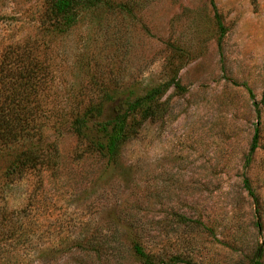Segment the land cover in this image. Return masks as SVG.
<instances>
[{"label":"rangeland","instance_id":"obj_1","mask_svg":"<svg viewBox=\"0 0 264 264\" xmlns=\"http://www.w3.org/2000/svg\"><path fill=\"white\" fill-rule=\"evenodd\" d=\"M210 1L103 0L55 24L47 0H0V59L19 45L9 65L47 73L23 104L56 151L0 178V264H144L134 243L153 264H253L258 246L264 264V0ZM161 83L113 158L93 146L97 109Z\"/></svg>","mask_w":264,"mask_h":264},{"label":"trees","instance_id":"obj_2","mask_svg":"<svg viewBox=\"0 0 264 264\" xmlns=\"http://www.w3.org/2000/svg\"><path fill=\"white\" fill-rule=\"evenodd\" d=\"M102 1L47 0V10L51 22L68 24L77 11L98 5ZM210 4L214 9L212 0ZM214 17L220 25L216 13ZM7 57L3 55L0 59V178L5 179L8 184L28 169L48 166L50 153L55 154L56 151L53 145L45 143L41 138L43 121L41 123L39 118L43 115V110L23 104L45 83L47 73H23V68L9 65L10 59L15 63H23V52L19 45H16ZM165 86L163 83L155 85L131 100L123 102L117 99L106 109H97L95 117L99 118L97 123L102 126L104 133L102 137L91 139L93 146L108 158H113L130 135L129 116L136 112L147 114ZM73 122H81V117H74ZM255 144L256 133L252 136L249 154ZM243 181L246 190L252 196L247 179ZM133 251L142 263L153 264L150 255L139 244H133ZM261 252L258 246L253 254V264H261Z\"/></svg>","mask_w":264,"mask_h":264}]
</instances>
